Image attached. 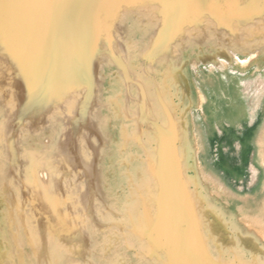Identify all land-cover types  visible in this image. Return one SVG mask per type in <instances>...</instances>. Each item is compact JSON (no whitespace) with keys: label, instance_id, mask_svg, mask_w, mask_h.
Listing matches in <instances>:
<instances>
[{"label":"bare ground","instance_id":"6f19581e","mask_svg":"<svg viewBox=\"0 0 264 264\" xmlns=\"http://www.w3.org/2000/svg\"><path fill=\"white\" fill-rule=\"evenodd\" d=\"M12 2L0 36V264H264L258 234L243 249L240 227L227 247L206 230L185 160L187 146L196 152L193 111L208 102L211 116L245 120L238 77L264 65V0ZM199 43L238 70H208L219 85L205 91L193 77L206 65ZM185 57L192 97L176 71ZM114 136L125 201L105 174Z\"/></svg>","mask_w":264,"mask_h":264},{"label":"rangeland","instance_id":"374dc122","mask_svg":"<svg viewBox=\"0 0 264 264\" xmlns=\"http://www.w3.org/2000/svg\"><path fill=\"white\" fill-rule=\"evenodd\" d=\"M199 44L197 50L198 63L206 65H200L199 71H201V73L193 77L204 91L207 90V88L214 87V85H219L218 82L213 84L207 79L208 70L215 69L220 73L227 71L236 73L238 71L234 66V59L228 58L224 52L218 51L217 55L212 56L205 50L203 44ZM234 53L237 54V56H242L238 51ZM176 59L177 57L173 58V60ZM194 64L191 58L185 57L176 69L178 77L180 76L179 81L182 86L181 90L183 92L184 90L187 91L191 97L193 86L189 82L188 73L189 71L191 72V68ZM104 69L105 66L103 67V70ZM240 74L241 75L238 77V82H240L241 85L239 87V97L244 101L247 111L246 119L243 122L229 125L225 117H220L211 125L207 121V117L209 118L213 106L208 102L204 104L203 111L192 112L194 131L198 143L197 155L200 166L199 169H201L203 173L205 172L209 177L211 176L213 183L221 186L220 190L233 202V208L240 212H255L264 221V96L261 97L257 104L255 103V110L253 108V112H251L252 115H250L251 117L249 116V114H251L250 105L253 99H251L250 94L252 95L257 88V79L259 77L264 78V65L260 67L254 65L244 72L241 71ZM247 80L253 81L251 87L250 84L246 86L250 88L249 90L245 86L242 88L241 84V81ZM223 86H225V84ZM104 87L107 89L112 87L113 89L121 90L120 84L111 86L108 80L105 81ZM245 93H247V95ZM45 128V140H50L49 137L53 139L55 136L53 129H51V127L49 128V126ZM55 131L56 129L54 132ZM32 138H35V136L32 135ZM246 140H249V142L244 151L242 146ZM111 145L117 151V158L112 160L113 170L105 171V174L108 178L109 188L117 194L122 201H125L126 196L129 194V187L126 183V179L123 177L124 172L122 171L124 167L123 155L125 151L123 148L119 147L117 136H114ZM193 156H195V152H193ZM223 162L227 163L231 168L243 165V173L238 177L228 174L229 172L220 167V163ZM131 166L133 171L137 172L142 170L139 160H134ZM251 167L256 169V177L254 180L251 177ZM201 216L205 221L206 230L211 235H214L223 247L230 246L234 243L235 238L231 234L230 228L226 232H216L214 228L210 226V223L202 212ZM245 238L247 241H250L253 239V235L242 236V241L240 240L235 245H238L239 248H247V242H244Z\"/></svg>","mask_w":264,"mask_h":264},{"label":"crops","instance_id":"0c3cea01","mask_svg":"<svg viewBox=\"0 0 264 264\" xmlns=\"http://www.w3.org/2000/svg\"><path fill=\"white\" fill-rule=\"evenodd\" d=\"M260 78H262V77H260ZM262 79H264V78H262ZM245 87H246V85H245ZM245 94L247 95V93H245ZM252 95H250L251 99L253 98ZM243 105L246 109V105H245L244 101H243ZM250 108H251L250 111L252 110L251 112H253L252 108H254V107H252V105H250ZM250 115H252V114H249V116ZM246 116H247V111H246V114L244 116V119H246ZM221 117H225V119L227 120L229 125L234 124V123H236V124L238 123L237 121H235L237 117H232V120H234L233 122L229 121L231 116H221ZM219 118H220L219 116H213V115L211 116L210 115L209 118L207 117V121L212 125V123H215ZM223 129H226V128H223ZM185 133H187V132H185ZM248 142H249V140H246L243 143L242 147H243L244 151L246 149ZM185 150L187 153L186 158H185L186 166L188 167L187 172L196 185V190H197L196 196L199 199V206L201 208V211H202L204 217L210 223V226L212 228H214V230L216 232H226L229 229L228 225H229V222L231 221V223L234 224V226H235V227H231V232L232 231H238L237 227H236V226H238L245 233V235L250 236V234H249L250 232H253V234L251 233L252 235H254L256 233L260 236V238H259L260 244L264 245V221L261 219V217L258 216L255 212H247V211L246 212L245 211L240 212V211L236 210L235 208H233L232 207L233 202L230 201L229 197H227L226 195L223 194V192L220 190L221 186L216 184V183H213L211 180L212 179L211 176L209 177L208 175H206L205 172L203 173V171L201 169H199L200 166H199L198 155H197V152H198L197 137H196L195 156H193L194 150L192 147L187 146V148H185ZM224 164L229 169H231V173H230V171L224 169L225 171L229 172L228 174H230V175L232 174L233 176H236V174H235L236 169H241V171L243 173V170H244L243 165H239L237 167L231 168V166L227 165V163H224ZM220 167L222 168L221 163H220ZM252 168L254 170H256L254 167H251V169H250L251 173L252 174L254 172L256 173V171L252 170ZM253 175H255V174H253ZM236 177H238V176H236ZM254 177H253V180H254ZM225 213L230 214L231 218L222 216ZM222 217H224V218L222 219ZM255 240L256 239L253 240L254 243L252 245H256ZM248 243H250V242H248Z\"/></svg>","mask_w":264,"mask_h":264},{"label":"snow or ice","instance_id":"6c2138e0","mask_svg":"<svg viewBox=\"0 0 264 264\" xmlns=\"http://www.w3.org/2000/svg\"><path fill=\"white\" fill-rule=\"evenodd\" d=\"M18 5L12 0H0V36L3 35L4 28H5V22L7 19H10L11 11ZM91 7L94 9L95 4L91 5ZM72 23V13L70 10L66 11L63 21V26L70 25ZM62 26V27H63ZM58 37L60 35V32H58Z\"/></svg>","mask_w":264,"mask_h":264}]
</instances>
